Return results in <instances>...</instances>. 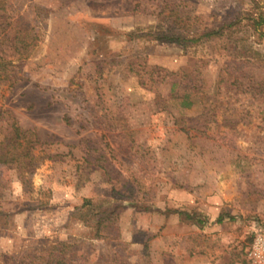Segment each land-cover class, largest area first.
<instances>
[{
	"label": "rangeland",
	"instance_id": "1",
	"mask_svg": "<svg viewBox=\"0 0 264 264\" xmlns=\"http://www.w3.org/2000/svg\"><path fill=\"white\" fill-rule=\"evenodd\" d=\"M14 123L38 168H0V264H252L264 0H0V154Z\"/></svg>",
	"mask_w": 264,
	"mask_h": 264
},
{
	"label": "trees",
	"instance_id": "2",
	"mask_svg": "<svg viewBox=\"0 0 264 264\" xmlns=\"http://www.w3.org/2000/svg\"><path fill=\"white\" fill-rule=\"evenodd\" d=\"M217 34V32H211L208 35ZM173 39V38H172ZM162 41L170 40L171 38H163ZM12 131L14 133V137L10 138L8 141V147L11 149L8 153H1L0 154V168L5 171L8 170L7 166H11L13 163L16 164L17 168L19 169V176L21 182L24 184L26 183L24 174H28L32 176L34 171L38 168L36 162L38 157L33 154V148L27 147V142H29V132L23 131L16 123L12 126ZM23 145L26 147L23 148ZM3 144H0L2 147ZM11 154V155H10ZM9 155L10 157H8ZM9 158V159H7ZM92 205L90 200H85L83 206L81 208H87ZM94 210V209H93ZM103 217L98 219L97 225H103L106 221H111V217L113 216V212L109 213L105 211L102 213ZM189 220H192L190 217ZM222 221V218L219 219V222ZM252 242V239L250 243ZM61 248V250H59ZM68 249H72V245H69L65 242L56 243L51 245L49 249L45 252L44 255H40L36 264H72L65 261L64 258L61 257L60 253L62 251H66ZM37 250H35L36 252ZM41 253V252H40ZM59 253V255H57ZM33 262V261H31Z\"/></svg>",
	"mask_w": 264,
	"mask_h": 264
},
{
	"label": "built area",
	"instance_id": "3",
	"mask_svg": "<svg viewBox=\"0 0 264 264\" xmlns=\"http://www.w3.org/2000/svg\"><path fill=\"white\" fill-rule=\"evenodd\" d=\"M247 256L252 264H264V229L255 231Z\"/></svg>",
	"mask_w": 264,
	"mask_h": 264
}]
</instances>
